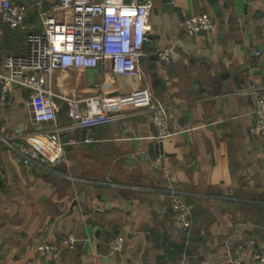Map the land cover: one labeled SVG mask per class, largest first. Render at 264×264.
Segmentation results:
<instances>
[{"label":"crops","instance_id":"1","mask_svg":"<svg viewBox=\"0 0 264 264\" xmlns=\"http://www.w3.org/2000/svg\"><path fill=\"white\" fill-rule=\"evenodd\" d=\"M16 1L33 17L26 31L0 23V61L22 54L26 33L40 29L45 0ZM138 1L150 5L151 36L139 74L117 75L106 66L54 70V122L31 120L26 88L14 87L0 106V264L41 260V242L61 251V262L44 264H182L186 252L170 243L181 241L202 257L192 264H250L253 253L230 250L243 238L242 231L232 238L239 226L250 230V219L264 217V139L249 132L254 101L264 96V0H171L167 9L162 0ZM200 12L212 14L213 28L189 37L179 22ZM165 47L174 57L168 63L156 56ZM142 87L169 106L163 141L138 111L126 131L119 121L62 131L68 140L55 168L22 164L16 145L69 123L63 98H114ZM171 190L190 206L188 231L172 221ZM67 232L79 238L75 249L60 243ZM116 234L124 246L110 252L106 243ZM258 250L264 253L261 244Z\"/></svg>","mask_w":264,"mask_h":264},{"label":"built area","instance_id":"2","mask_svg":"<svg viewBox=\"0 0 264 264\" xmlns=\"http://www.w3.org/2000/svg\"><path fill=\"white\" fill-rule=\"evenodd\" d=\"M148 2L138 0H45L37 12L40 29L27 32L26 48L22 54H5L0 61V106L6 105L14 87L29 90L28 113L34 122H54L58 105L57 95L48 84L54 70L73 68L85 70L106 66L117 75H137L139 59L144 54L147 36L134 38L133 27L149 14ZM27 8L16 0H0V23L11 29L26 31ZM180 27L189 36L200 31L209 32L214 18L209 12L190 14L181 18ZM260 34L264 42V13L260 16ZM256 54H260L256 50ZM157 59L173 61L171 48L156 53ZM69 123L54 125L42 134L40 141H24L15 146L25 166L55 168L64 158L65 148L61 132L77 127L91 130L115 121L128 129V120L138 111L145 112L155 131V139L163 141L170 134L169 106L148 88H138L120 93L114 98L101 93L85 98L65 97ZM249 132L264 139V96L258 95L252 108ZM8 142V141H6ZM8 144L11 145L10 142ZM167 175L166 173H164ZM170 216L181 231H188L192 221L190 206L176 191L169 194ZM79 238L67 232L60 238L66 249H75ZM110 252L124 246V237L116 234L106 243ZM41 260L32 264H44L50 259L61 262V251L50 242L37 244ZM250 264H264V253L254 252Z\"/></svg>","mask_w":264,"mask_h":264},{"label":"water","instance_id":"3","mask_svg":"<svg viewBox=\"0 0 264 264\" xmlns=\"http://www.w3.org/2000/svg\"><path fill=\"white\" fill-rule=\"evenodd\" d=\"M216 0H211V4H215ZM162 9H167L172 6L171 0H162ZM214 11H218L219 7L217 5L213 6ZM200 32H205L204 30ZM151 38V36H148ZM29 115V113H28ZM61 140L65 144H67V136L65 134H61ZM254 228L247 229L245 227L239 226L237 231L232 235V238L236 235H239L241 231L243 232V238L234 244V247L230 252L233 254L235 251L239 250L242 253L243 257L248 256L249 253L261 252L258 250V245L261 244L264 247V217L260 219H250ZM180 228L178 224H175ZM172 246H175L180 252H186V257L182 264H192L195 260L201 259L202 257L198 256V252L196 250H192L190 248H186V241L181 242H170ZM237 249V250H235Z\"/></svg>","mask_w":264,"mask_h":264},{"label":"clouds","instance_id":"4","mask_svg":"<svg viewBox=\"0 0 264 264\" xmlns=\"http://www.w3.org/2000/svg\"><path fill=\"white\" fill-rule=\"evenodd\" d=\"M148 23L146 20L138 21L133 27V35L135 39L147 36Z\"/></svg>","mask_w":264,"mask_h":264},{"label":"trees","instance_id":"5","mask_svg":"<svg viewBox=\"0 0 264 264\" xmlns=\"http://www.w3.org/2000/svg\"><path fill=\"white\" fill-rule=\"evenodd\" d=\"M19 3H21V2H19ZM23 5H24V4H23ZM25 5H26V4H25ZM25 5H24V6H25ZM26 7H28V6L26 5ZM32 17H33V15H31V16L29 15V16H28V14H27V19L31 20Z\"/></svg>","mask_w":264,"mask_h":264},{"label":"bare ground","instance_id":"6","mask_svg":"<svg viewBox=\"0 0 264 264\" xmlns=\"http://www.w3.org/2000/svg\"><path fill=\"white\" fill-rule=\"evenodd\" d=\"M147 34H148V30H147Z\"/></svg>","mask_w":264,"mask_h":264}]
</instances>
